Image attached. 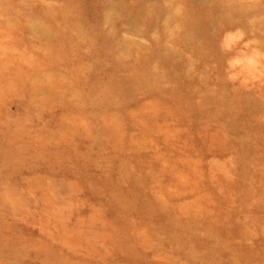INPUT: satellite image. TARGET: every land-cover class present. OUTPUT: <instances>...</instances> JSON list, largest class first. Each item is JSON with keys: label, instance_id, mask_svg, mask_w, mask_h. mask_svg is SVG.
<instances>
[{"label": "rangeland", "instance_id": "obj_1", "mask_svg": "<svg viewBox=\"0 0 264 264\" xmlns=\"http://www.w3.org/2000/svg\"><path fill=\"white\" fill-rule=\"evenodd\" d=\"M0 264H264V0H0Z\"/></svg>", "mask_w": 264, "mask_h": 264}]
</instances>
